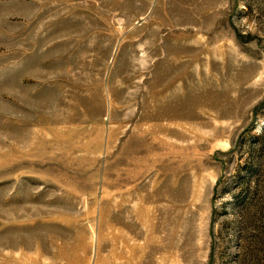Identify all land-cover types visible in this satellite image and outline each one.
<instances>
[{
    "label": "rangeland",
    "instance_id": "obj_1",
    "mask_svg": "<svg viewBox=\"0 0 264 264\" xmlns=\"http://www.w3.org/2000/svg\"><path fill=\"white\" fill-rule=\"evenodd\" d=\"M0 264H264V0H0Z\"/></svg>",
    "mask_w": 264,
    "mask_h": 264
},
{
    "label": "trees",
    "instance_id": "obj_2",
    "mask_svg": "<svg viewBox=\"0 0 264 264\" xmlns=\"http://www.w3.org/2000/svg\"><path fill=\"white\" fill-rule=\"evenodd\" d=\"M254 200H255L254 193H253V194H249V195H248V203H251V205H253ZM246 211H247V210H246Z\"/></svg>",
    "mask_w": 264,
    "mask_h": 264
}]
</instances>
